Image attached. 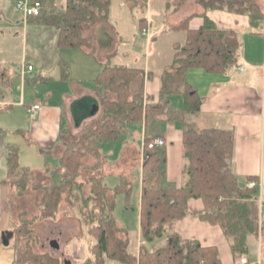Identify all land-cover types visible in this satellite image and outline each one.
Listing matches in <instances>:
<instances>
[{
	"label": "trees",
	"instance_id": "trees-1",
	"mask_svg": "<svg viewBox=\"0 0 264 264\" xmlns=\"http://www.w3.org/2000/svg\"><path fill=\"white\" fill-rule=\"evenodd\" d=\"M41 1L43 8L36 17H42V21L58 30L60 46L91 49L92 36L85 32L96 23L109 19L111 0H66L63 10L49 13H45V5H52L54 0ZM187 1L164 0L160 11L151 19L155 28L163 24L161 33H178L171 62L161 73V103L156 105L145 100L142 69L113 62L115 51L106 55L101 71L94 78L96 88L101 91L98 114L84 123L77 138L66 144L60 156V167L55 170L58 180L42 188L39 213L30 217L22 213L19 223L14 225L12 237L17 264H59L60 257L52 252L35 251L28 236L38 217L55 218L59 212L70 213L79 202L83 210L81 218L93 238V264H107L109 259L125 264H221L216 245H203L197 239H186L177 231H171L174 221L188 213H196L201 219L219 224L224 233L232 237L231 248L235 256L248 254V236L259 229L258 185L242 186L238 182L231 165L233 129L202 128L196 124L202 98L188 80L187 70L199 66L225 71L237 62L239 38L218 25L207 10L246 13L250 24L260 30L264 27V9L256 0H194L204 8L202 24L190 28L189 16L177 24L171 23L168 17ZM131 2L130 7L146 6L147 0ZM146 22L144 15L141 25ZM60 63L66 70L64 59ZM2 75L0 70V77ZM173 94H180L183 101V182L179 186L165 182V149L144 145L139 212L143 243L136 253L129 248L130 239L120 235L126 233L127 228L117 222L113 213L119 193H124L129 201L131 176L121 173L120 181L113 189L107 186L102 173L104 157L100 144L103 140L119 138L129 123L142 122L149 109L155 113L163 111ZM149 138L147 136L145 141ZM90 153L95 160L86 175L83 158ZM7 166L6 180L13 182L17 194L23 196L32 172L30 167L21 164L18 145L9 146ZM192 197L201 198L204 207L191 211L188 200ZM65 202L67 208L63 209ZM165 234L167 240L159 247L150 249L144 243Z\"/></svg>",
	"mask_w": 264,
	"mask_h": 264
},
{
	"label": "crops",
	"instance_id": "crops-1",
	"mask_svg": "<svg viewBox=\"0 0 264 264\" xmlns=\"http://www.w3.org/2000/svg\"><path fill=\"white\" fill-rule=\"evenodd\" d=\"M157 1L158 3L164 2V0H156L155 2ZM260 1L264 4V0ZM151 2L153 4L155 3L154 0L148 1V3ZM54 3L56 4V0H54ZM65 5L66 0H64L62 8L57 10H63ZM112 5L113 1L111 0L109 19L107 21L96 23L85 32L91 34L93 47H91V49L83 47L76 48H80L84 51V54H86L85 58L91 59L95 56L99 63V72L103 67L106 55L110 51H115V55L112 59L113 62L142 69L145 77L143 86L145 100L149 103L158 105L162 102L160 97L161 73L171 62L176 38L173 40L168 57L158 64V68H154L152 66L151 60H145L144 63H138L133 55L136 46L131 48L132 51H128L130 48L123 49L125 41L121 34L123 27H121L120 24L122 23L124 25L123 18L127 14V10L124 7V9L119 10L116 13H112ZM160 6L157 5L155 7L152 5H146L148 14L144 15L146 16L150 28L152 25L151 19L155 13L160 11ZM5 10L6 0H0V11L4 12ZM203 10L204 8L197 4L194 0H188L181 9L170 15L172 18L170 19V22L177 24L183 17L189 16L188 24L190 28L199 27L203 22V16L201 15ZM207 14L213 18L218 25L227 29L230 34H236L240 40V47L238 48L237 62L233 64L236 65L234 68H231L233 65L228 67L225 71H212L199 66H192L188 68L187 78L194 85L202 98L201 108L196 115L195 122L202 128L220 127L233 129L234 151L231 165L238 177L240 185L248 186V181H257L260 219L262 216L264 217V27L260 30L255 29L250 24L249 15L246 13H237L224 9H209L207 10ZM23 16L25 18L24 20L27 21L25 32V36L27 38L28 25L32 23L38 26L40 24L36 23L37 21L35 22L36 16L26 17L24 14ZM112 18L117 19L115 20L116 23L112 22ZM243 25L250 27L253 34H262L263 36L262 43L259 45L260 54L258 58L247 55L246 51H244L245 49H242L243 44L239 36L238 28ZM162 27L163 24L158 28H154L153 33L149 36V40H156L155 37H158V33H161L160 30ZM54 32L56 33V41L58 44V30L55 28ZM106 32L108 34L112 33L113 36L111 35V38L109 39L101 38V34ZM98 39L99 41H97ZM98 42L103 43L102 46L99 45L100 50H98ZM59 59L58 65L63 81H71L72 79L70 77L68 65L66 70L63 69L62 64L60 63L62 59ZM27 64L32 63L25 61L24 66ZM240 64H243L244 67ZM0 69L3 70V75L0 77V112H2L4 110H10L13 106L11 92L12 87L17 80L5 69ZM34 69L35 66L33 64L32 70ZM154 69H156V71H154ZM26 72L27 71L24 69L23 73ZM200 79H202L205 83L203 88L200 85ZM77 80L81 81V83L73 84L74 91L66 95L67 102H65L66 104L64 106H62L59 102L55 101L53 103L48 100H46L44 105H42L39 100L34 101L32 104H28L26 108L27 112H29L28 108L34 103H39L41 105L39 111L33 116L29 112L31 116L29 119L31 121V125L28 123L29 125L23 129L19 124L16 126L9 125L6 127L2 126L3 124H0V134L3 132V135L1 136L4 137H0V212L6 210L9 214V211L6 208V203L7 200L9 202L10 196H7L6 201L4 202L3 191L4 188H6L8 194L9 190L11 192L12 187L15 186L13 182L6 180L8 178L7 153L9 146L11 144L19 145L21 144L20 141L22 139H27L30 143L34 142V144L30 145L34 146L37 144L38 147H41L40 152L44 153L43 148L47 147L50 150L53 149L54 142L58 139V133L61 127V118L64 114L63 111H65L67 118L69 119V128L71 129L72 134L76 137L80 133L84 123L98 114L101 107V91L100 88H96L94 78V83L89 84L84 77ZM19 88L22 89V84L19 85ZM170 103L171 98L165 109L155 114L159 115L160 118L169 119L168 114L170 110ZM18 104H25L23 96ZM174 115L176 120L175 124H177V122L182 124L183 108L179 112H175ZM206 118L214 119L213 124H206ZM174 128L175 127L171 124V126H167L166 133L156 132L147 134V130L144 127V142L147 136H162L166 139V144L163 146L166 151V155L168 154V157H166L165 177L167 174H170L171 179L176 182L174 185L179 186L182 182L183 128L182 125L181 128L177 129L178 131ZM144 142L142 148L143 157ZM64 150L60 151L61 153L59 154V157L62 155ZM56 155L58 156V152ZM102 156L105 160V155L102 154ZM104 172L105 171H102L105 180L106 176ZM44 173L46 175L49 174V176L51 175L50 171H44ZM239 178L243 181L240 182ZM141 185L142 170L140 175L139 212ZM188 207L189 209L191 208V211H197L204 207V201L201 198L192 197L188 200ZM23 209L20 210V215H22ZM11 221L12 220L7 218L3 221L0 219V264H17L15 260V247L14 245H10L13 226L15 225ZM259 223H261V221ZM173 230L177 231L183 238L197 239L203 245H216L221 258V264H235L237 256L234 255L231 248L232 237L227 236L219 224L201 219L196 213H188L174 221L172 231ZM262 239L264 242V226L262 227L259 224L258 232L252 233L248 236L249 250L246 255V258H249L252 261H258L259 264H264L261 256L262 252L260 254V250H257L260 248ZM166 240L167 236L163 235L158 239L147 242L146 245L150 249H153L163 245ZM140 242L141 240H138V243ZM130 250L133 252L135 251L136 253L139 252V250ZM107 264L124 263L114 259H109Z\"/></svg>",
	"mask_w": 264,
	"mask_h": 264
},
{
	"label": "rangeland",
	"instance_id": "rangeland-1",
	"mask_svg": "<svg viewBox=\"0 0 264 264\" xmlns=\"http://www.w3.org/2000/svg\"><path fill=\"white\" fill-rule=\"evenodd\" d=\"M16 1L6 0V10L4 12L0 11V68L5 69L17 80L11 92L13 106L10 110L0 112V124H3L2 126L5 127L19 124L24 129L29 124L31 125V121L29 120L31 116L26 109L28 104L39 100L44 105L46 100H48L53 103L55 101L59 102L64 106L66 104L65 102H67L66 95L74 91L73 84L81 83L77 79L80 80L81 77H84L88 84L94 83L93 78L99 72V63L95 56L91 59L85 58L86 54L80 48L59 46L56 41L55 28L48 23H39L44 22L42 21V17L35 18V22L37 21L36 23L40 25L36 26L32 23L28 25L26 38L27 21L24 20L25 18L21 10L16 7ZM112 1V13L122 10L124 7L127 10V14L123 18L124 25L122 23L120 24L123 27L121 34L125 41L123 49L130 48L128 51H132L131 48L136 46L133 55L137 62L144 63L145 60H151L152 66L158 68V64L168 57L173 40L178 36V33L157 32L158 38L151 41L149 40V36L153 33L155 27L151 25L150 28L148 22L143 26L141 25V16L148 14L146 6L137 4L130 8L132 4L131 0ZM148 1L146 3L147 6H163L162 2H155L153 4L152 2L148 3ZM256 1L264 9L263 2L260 0ZM63 5L64 0H56V4L45 5V13L58 11L57 9H61ZM112 19V22L116 23L115 20L117 19ZM168 19H172L171 16ZM144 26L148 28V31L145 33L142 32ZM238 32L243 44L242 49H245L244 51H246L247 55L258 58L260 54L259 45L263 39L262 34H253L251 28L246 27V25L240 26ZM111 35L112 33L108 34L106 32L101 34L100 37L109 39ZM99 45L102 46L103 43L98 42V48ZM59 58L64 59L67 63L71 81H63L58 65ZM25 61L31 62L32 65L34 64L35 69L23 73ZM240 65L244 67L243 64ZM234 67L236 65H233L231 68ZM0 70L3 71L2 69ZM20 84H22V89L19 88ZM200 85L202 88L205 85L202 79H200ZM22 96L24 97V105L18 104ZM182 107V96L180 94H173L168 114L169 119L160 118L159 115L149 109L148 116L142 122L135 121L129 123L119 138L103 140L101 143L102 154L105 155V160L102 163V171H108L106 173L104 172L106 176L104 182L107 186L113 189L119 183L121 173L131 176L132 190L129 201H126L124 193H119L113 210L117 222L127 228V232L121 233L120 235L123 237L127 236L130 239V249L140 250V246L143 243L140 234L139 190L140 175L144 160L142 153L145 136L144 127L147 130V134L156 132L166 133L167 126H171V124L175 127V130L181 128L182 124L180 122L175 124L174 113L182 110ZM63 113L58 139L54 142L53 149L50 150L46 147L43 148L44 153H41V147H38L37 144L34 146L30 145L34 144V142L30 143L27 139L20 141L21 144L18 145L20 162L22 165L30 167L32 176L23 196L17 194L15 186L12 187L11 192L9 190L8 194L6 188H4V202L7 196H10V199L9 202L7 200L8 204L6 203L9 214L4 209V211L0 212V219L2 221L7 218L12 220L11 222L14 224H18L21 218L20 210L23 208H25L22 210L23 213H26L25 217L39 213L38 206L43 195L42 188L58 180V174L55 173V170L60 167V151L64 150L68 142L78 137L72 134L69 128V119L65 111ZM205 120L206 124H213L214 122V119L206 118ZM1 135H3V132L0 134V137H3ZM149 139H152V137ZM148 141H145L144 145ZM57 152L58 156L56 155ZM165 157H168V154ZM83 159L85 163L83 172L87 175L90 172L89 165L94 162L95 158L90 153L86 154ZM44 171H50L51 175H46ZM183 177L182 174V182ZM239 180L240 182L243 181L241 178ZM164 181L176 184L175 180L171 179L170 174L164 177ZM86 187L88 189L87 185ZM80 204L79 202L70 213L65 214L59 212L55 218L38 217L34 220L32 225L34 230L28 237L35 251L52 252L54 255L60 257L59 264H93V249H91L93 238L89 235L88 226L81 218L83 210ZM66 208L67 204L65 202L63 209ZM260 221L261 223L259 224L263 227V216L259 219ZM165 235L167 236V234ZM52 240H56L58 243L57 247L51 244ZM138 240H141V242L138 243ZM144 243L147 244V242ZM10 245L13 246V237L10 240ZM257 250H260V254L262 252L261 256L264 262L263 239L261 240L260 248ZM240 256L247 257L246 255ZM247 259L250 260L249 258Z\"/></svg>",
	"mask_w": 264,
	"mask_h": 264
},
{
	"label": "built area",
	"instance_id": "built-area-1",
	"mask_svg": "<svg viewBox=\"0 0 264 264\" xmlns=\"http://www.w3.org/2000/svg\"><path fill=\"white\" fill-rule=\"evenodd\" d=\"M16 7L21 10V12L26 16H38L43 8V4L41 0H17ZM148 31L147 27L142 28V32L145 33ZM25 71H30L33 69L32 64H27L24 66ZM41 105L39 103H34L31 105L28 110L33 116L36 114ZM166 144V139L162 136H155L152 139H149L147 142L148 147H163ZM257 185V181L250 180L248 181V186L253 187ZM235 264H258V261H250L246 257L238 255L235 260Z\"/></svg>",
	"mask_w": 264,
	"mask_h": 264
},
{
	"label": "water",
	"instance_id": "water-1",
	"mask_svg": "<svg viewBox=\"0 0 264 264\" xmlns=\"http://www.w3.org/2000/svg\"><path fill=\"white\" fill-rule=\"evenodd\" d=\"M5 242H6V241H5ZM51 244H52L53 246H56V247L58 246V243L56 242V240H52V241H51Z\"/></svg>",
	"mask_w": 264,
	"mask_h": 264
}]
</instances>
